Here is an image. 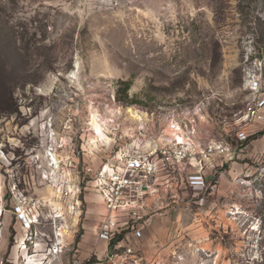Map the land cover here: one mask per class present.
Returning a JSON list of instances; mask_svg holds the SVG:
<instances>
[{
    "label": "rangeland",
    "instance_id": "1",
    "mask_svg": "<svg viewBox=\"0 0 264 264\" xmlns=\"http://www.w3.org/2000/svg\"><path fill=\"white\" fill-rule=\"evenodd\" d=\"M251 66L264 75V0H0V264L98 262L77 252L94 171L176 103L233 138ZM240 147L140 264H264V120Z\"/></svg>",
    "mask_w": 264,
    "mask_h": 264
},
{
    "label": "built area",
    "instance_id": "2",
    "mask_svg": "<svg viewBox=\"0 0 264 264\" xmlns=\"http://www.w3.org/2000/svg\"><path fill=\"white\" fill-rule=\"evenodd\" d=\"M244 88L248 97L232 121L233 138L201 130L200 125L209 121L204 102L176 103L138 116L140 149L121 146L93 173V186L107 208L97 229L100 239L113 241L124 218L134 221L131 228L140 237L139 221L148 196L163 202L176 200L182 193L185 197L188 190L207 191L215 186L225 167L244 150L240 146L250 141L252 125L264 120V75L248 67ZM52 149L47 157L58 165ZM133 254L131 247L115 245L103 264H140ZM73 264H81V260L75 258Z\"/></svg>",
    "mask_w": 264,
    "mask_h": 264
},
{
    "label": "crops",
    "instance_id": "3",
    "mask_svg": "<svg viewBox=\"0 0 264 264\" xmlns=\"http://www.w3.org/2000/svg\"><path fill=\"white\" fill-rule=\"evenodd\" d=\"M188 191L184 193L185 196L188 194ZM179 199L180 197L178 196L176 200L168 198V200L165 199L161 202L151 196L146 197L145 202L147 207L143 210L144 217L139 221V226L142 227L141 236L136 237L134 230L131 228V224L134 221L124 218L125 223L121 228L122 230L114 238L116 241L113 247H111L110 242L100 239L97 235L98 225L102 217L107 214V208L99 194L90 193L88 195V200L90 202L88 204V210L81 224L83 233L77 240L79 258L86 259L95 256L98 260L95 264H103L106 255L114 249V246L121 245L133 249L134 254L131 255V257H138L141 261H149L154 255L151 249L155 248L156 253L161 249V247H158L160 245V234L163 231L161 218L162 220L170 218L168 214L180 204ZM155 243L158 245L154 246Z\"/></svg>",
    "mask_w": 264,
    "mask_h": 264
},
{
    "label": "trees",
    "instance_id": "4",
    "mask_svg": "<svg viewBox=\"0 0 264 264\" xmlns=\"http://www.w3.org/2000/svg\"><path fill=\"white\" fill-rule=\"evenodd\" d=\"M116 240L110 242V246L113 247Z\"/></svg>",
    "mask_w": 264,
    "mask_h": 264
},
{
    "label": "bare ground",
    "instance_id": "5",
    "mask_svg": "<svg viewBox=\"0 0 264 264\" xmlns=\"http://www.w3.org/2000/svg\"><path fill=\"white\" fill-rule=\"evenodd\" d=\"M73 75H75V72H73ZM98 130L99 131H101V128L100 127H98ZM56 162H57V160H56ZM58 166V165H57Z\"/></svg>",
    "mask_w": 264,
    "mask_h": 264
}]
</instances>
